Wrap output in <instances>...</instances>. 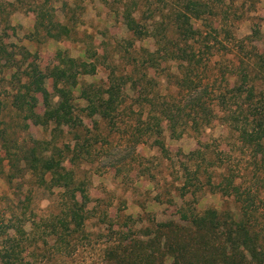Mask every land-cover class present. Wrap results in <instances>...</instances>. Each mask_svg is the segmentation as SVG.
<instances>
[{"label":"rangeland","instance_id":"obj_1","mask_svg":"<svg viewBox=\"0 0 264 264\" xmlns=\"http://www.w3.org/2000/svg\"><path fill=\"white\" fill-rule=\"evenodd\" d=\"M187 1L0 0V233L23 238L27 264H117L108 245L159 234L162 243L184 239L171 231L187 224L180 211L215 208L238 219L240 203L220 191H229L226 177L241 184L243 197L250 195L255 226L264 230V144L239 139L234 124L245 118L244 95L232 89L246 75L244 86L264 90V0H199L205 13L192 19L201 35L191 42L196 57L189 66L174 57L184 48L175 18ZM130 17L142 37L128 29ZM51 20L66 24L69 36H49L44 26ZM69 58L88 63L87 70L94 65V71L83 73ZM30 62L44 72L67 69L59 85L72 86V127L36 122L25 107L18 108L21 100L14 96L25 91ZM110 82L120 91L112 119L88 115L82 89L96 100V90ZM44 85L54 105L59 96L53 79ZM35 96L41 116L45 106ZM207 105L213 113L204 126ZM150 112H167L182 132L172 136L167 119H161L166 153L154 144ZM32 147L36 156L61 158L83 191L68 200L48 175L24 167ZM66 202L86 213L87 237L76 235L78 251L71 258L53 254L54 237L44 229ZM158 223L169 226L157 232ZM172 262L164 254L156 264Z\"/></svg>","mask_w":264,"mask_h":264},{"label":"trees","instance_id":"obj_2","mask_svg":"<svg viewBox=\"0 0 264 264\" xmlns=\"http://www.w3.org/2000/svg\"><path fill=\"white\" fill-rule=\"evenodd\" d=\"M224 1L221 0L222 4ZM201 5L199 0H188L183 10L179 11L175 18L176 30L184 38V48H180L179 53L174 57L186 62L188 66L192 65V57H196L191 42L201 35V31L192 23V19L199 20L203 17L205 12L201 10ZM37 23L43 25L41 19ZM126 23L134 35L142 37L143 31L133 17L128 18ZM44 27L46 33L56 39L64 35L69 36L71 32L66 24L59 21L51 20L50 26ZM52 29H55L56 33H52ZM187 47L191 49L190 56H187ZM68 62L78 69L83 67V73L92 72L95 68L91 64V68L87 70L88 63L83 61L77 63L74 58H69ZM67 75V69L60 66L44 72L39 69L37 64L30 62L26 72L27 80L23 84L25 91L18 90L14 96L15 99L21 100L18 108L25 107L30 117H33L36 122L46 123L53 120L60 125L72 127L74 125V105L71 102L72 86L59 85L66 81ZM48 77L53 79V90L59 96V100L54 105L50 104L51 93L44 85V81ZM245 78L246 75H242V81L232 88L239 96L244 95V106H240V110L245 118L240 124H234V129L238 131V137L242 143L264 144V90L257 91L253 85L244 86ZM184 81L187 83L189 80L187 78ZM190 83H192L191 80ZM187 89L191 88L187 87ZM119 92L118 87L110 82L105 89L96 90L94 93L96 100H93L91 93L82 89L81 94L87 101L85 110L88 111V115L92 116L98 113L102 118L111 120L113 117L111 113L115 109ZM36 93L40 94L45 106L41 116L34 110L37 103ZM204 110L206 118L201 123L205 126L210 122L213 110L209 105L205 106ZM159 115L153 114L152 116L151 112L149 113V117L156 120L152 129L153 141L162 153H166L167 150L161 137V119H167L172 136H179L182 132H176V122L167 112H162ZM199 125L200 123L194 125L195 130H199ZM197 152L199 151H193L191 155L197 154ZM28 154L24 157V167L31 173L40 174L41 177L48 175L50 184L62 188L63 193L68 195V200L72 195L83 191L82 184L75 181L72 170L63 164L61 158H56L54 155L36 156L33 147L30 148ZM2 160L0 158V162ZM209 183L212 184L210 180ZM212 185L223 187L221 182ZM225 186L229 188V191L222 188L221 193L234 195L236 201L240 203L238 219H235L227 211H219L215 208L195 210L192 215H186L180 211V218L186 220L187 224L171 231L172 233H181L179 235L185 236L184 239L179 241L173 238V242L162 243V237L159 234L155 235L156 237L153 236L154 238H148L147 241L135 240L130 244L117 242L107 246L110 260L113 259L117 264H156L161 255L168 254L172 257L173 264H264V230L255 226L256 221L250 206L251 202L247 200L250 195H246V198L243 197L241 184H235L232 178L226 177ZM182 187H185V184ZM64 206L63 212L56 214L44 229L54 237L56 246L53 254H62L71 258L76 256L78 251L75 244L76 235L81 234L87 237L84 230L86 213L68 202ZM168 226L169 224L158 223L156 230L159 232L160 229ZM147 229L150 233L154 230V228ZM150 233H147L146 236L149 237ZM28 256L29 252L22 237L6 238L0 233L1 264H27L29 263L26 260ZM70 262L73 263L74 259H71Z\"/></svg>","mask_w":264,"mask_h":264},{"label":"clouds","instance_id":"obj_3","mask_svg":"<svg viewBox=\"0 0 264 264\" xmlns=\"http://www.w3.org/2000/svg\"><path fill=\"white\" fill-rule=\"evenodd\" d=\"M47 202H42L41 207H44Z\"/></svg>","mask_w":264,"mask_h":264}]
</instances>
